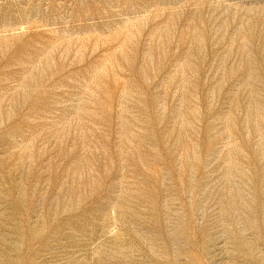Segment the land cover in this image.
<instances>
[{
  "label": "rangeland",
  "instance_id": "1",
  "mask_svg": "<svg viewBox=\"0 0 264 264\" xmlns=\"http://www.w3.org/2000/svg\"><path fill=\"white\" fill-rule=\"evenodd\" d=\"M0 264H264V0H0Z\"/></svg>",
  "mask_w": 264,
  "mask_h": 264
}]
</instances>
